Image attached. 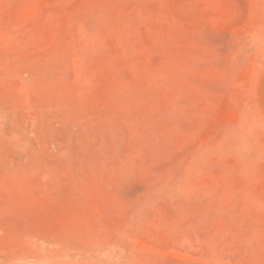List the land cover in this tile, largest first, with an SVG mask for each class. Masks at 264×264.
<instances>
[{
	"label": "rangeland",
	"instance_id": "obj_1",
	"mask_svg": "<svg viewBox=\"0 0 264 264\" xmlns=\"http://www.w3.org/2000/svg\"><path fill=\"white\" fill-rule=\"evenodd\" d=\"M0 264H264V0H0Z\"/></svg>",
	"mask_w": 264,
	"mask_h": 264
}]
</instances>
